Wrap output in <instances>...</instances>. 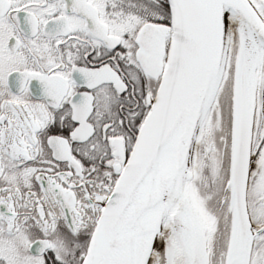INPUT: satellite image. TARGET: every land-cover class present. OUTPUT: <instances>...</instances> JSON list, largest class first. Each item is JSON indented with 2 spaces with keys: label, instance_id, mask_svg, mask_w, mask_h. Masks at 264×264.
I'll return each mask as SVG.
<instances>
[{
  "label": "snow or ice",
  "instance_id": "6c2138e0",
  "mask_svg": "<svg viewBox=\"0 0 264 264\" xmlns=\"http://www.w3.org/2000/svg\"><path fill=\"white\" fill-rule=\"evenodd\" d=\"M0 264H264V0H0Z\"/></svg>",
  "mask_w": 264,
  "mask_h": 264
}]
</instances>
